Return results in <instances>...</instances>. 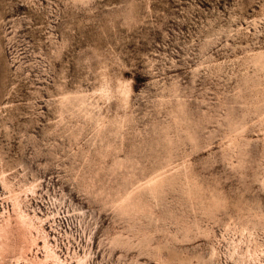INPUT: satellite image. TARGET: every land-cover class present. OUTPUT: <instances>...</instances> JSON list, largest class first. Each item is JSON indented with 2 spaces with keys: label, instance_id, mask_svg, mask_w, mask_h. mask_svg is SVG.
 Instances as JSON below:
<instances>
[{
  "label": "rangeland",
  "instance_id": "374dc122",
  "mask_svg": "<svg viewBox=\"0 0 264 264\" xmlns=\"http://www.w3.org/2000/svg\"><path fill=\"white\" fill-rule=\"evenodd\" d=\"M1 212L62 264H264V0H0Z\"/></svg>",
  "mask_w": 264,
  "mask_h": 264
},
{
  "label": "bare ground",
  "instance_id": "6f19581e",
  "mask_svg": "<svg viewBox=\"0 0 264 264\" xmlns=\"http://www.w3.org/2000/svg\"><path fill=\"white\" fill-rule=\"evenodd\" d=\"M39 232L42 234V247L45 251L43 259L32 251L38 244L36 237ZM48 255H54V264H62L46 239L44 229L35 223L32 216L18 212L12 218L0 213V264H49L46 261ZM76 264L88 262L85 257L79 256Z\"/></svg>",
  "mask_w": 264,
  "mask_h": 264
}]
</instances>
